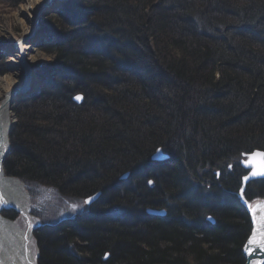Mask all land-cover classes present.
Masks as SVG:
<instances>
[{
  "label": "trees",
  "instance_id": "obj_1",
  "mask_svg": "<svg viewBox=\"0 0 264 264\" xmlns=\"http://www.w3.org/2000/svg\"><path fill=\"white\" fill-rule=\"evenodd\" d=\"M106 7L118 8L124 20L120 35L112 36L109 34L114 31L101 30L103 32H98L99 37H96L102 42L99 51H104V47H108L105 49L109 51L113 47L114 52L107 55L98 52L97 48H92L90 52L78 51L70 54L67 50L60 49L51 66H45L46 69H51L50 67L58 65L56 69H59V73L82 84V92L87 96L84 106L75 105L71 96L65 95V91L62 92L66 104L61 107V113L53 115L58 128L49 125L50 119H47V125L34 126L31 135L27 137L21 135L20 138L17 136L14 155L18 156L15 159L16 164L13 163L14 160L8 162L10 172L16 173L19 171L18 168L23 167L26 173L32 170L38 178L65 181L63 184L66 185L69 181V184L85 189L86 192L100 189L104 197L110 192L111 181L116 175L123 173L122 171L136 161V158L130 161L127 159L129 147L142 150L146 143L152 147L158 143L165 144L168 141L158 138V129H169L170 133L176 130L171 128L173 125L170 127L169 122L161 121L162 117L158 116L156 119H146L147 125L154 121L148 126L149 129L144 132L142 138H137L141 134L134 130L138 123L131 120L133 112L118 111V107L114 105L119 100L122 103L128 101V104L133 102L134 106L140 104L143 108L153 105L159 111L169 107L171 117L181 114L180 116L187 121L189 119L191 128L186 134L189 135V139L186 141L185 135L181 136L185 143L179 146L177 152L178 156L185 157L187 153L185 151L195 147L197 151L199 150L198 156L196 153L193 158L187 155L189 157L185 158L184 168L179 166L181 159L168 165L170 168L161 172L163 181L149 174V177L157 181V185L164 184L172 195L188 193L179 186L192 184L189 181L190 177L196 176L200 179L203 177L198 174V168H202L198 167L201 166L199 162L214 167L218 165L215 163L217 159L225 160L224 155L225 158L227 156L233 158L242 151L264 149V0H244L243 3L242 0H101L96 9L97 14L104 18L105 22L108 20L111 22L109 18L111 12ZM134 25L140 30L141 35ZM125 33L127 37L123 36ZM186 33L189 34V39H182ZM131 34L137 38L136 41H141L145 50L152 54L155 63L157 62L160 77L164 80L162 82L164 92L174 91L176 94L164 98L163 101H157L145 90L142 93L144 95L139 97L136 90L123 87L121 83L124 79L121 74L116 78L115 66L120 69L121 63L142 57V53L137 52V42H132ZM143 58L139 61H143ZM112 70L113 81H105L104 75ZM216 70H219V79L214 77ZM2 73L0 70V74ZM95 75L101 77L100 82L113 87L117 94L110 96L98 91L97 88L100 86L98 80L96 83L92 81ZM59 78L56 74L52 75L51 83L56 86ZM177 92H181V100L189 101V108L174 106L173 101L177 103L176 96L179 94ZM160 96L161 94L156 95ZM97 97L105 101L104 107L109 108L108 111H102L104 124L102 128L97 125L95 118L97 116L91 113L94 110L91 107L87 108V105L90 106ZM171 105L174 107H170ZM178 105L181 106L180 103ZM206 110L209 111V115L203 114ZM236 112L243 114L238 121L234 120ZM90 114L92 116L88 118L87 115ZM190 114L193 118L189 116ZM232 121L235 124L231 125ZM219 127L223 128L222 131ZM89 130H92L91 133ZM67 131L70 132L71 138L63 136ZM226 132L232 136H226ZM180 133L183 134L181 129ZM22 142L27 143L29 150L23 149ZM72 148L74 152L71 151ZM78 149L92 155L89 159L91 165L87 168H81L82 163L88 159L76 157ZM71 154L70 162L67 160L69 163L64 165L67 168L64 172L54 168L57 160L67 159ZM83 170L87 172L85 176H82ZM235 170L240 175L233 172L231 173L233 177L224 181L228 189L232 186H236L237 189L241 183L240 177L245 173L239 166H235ZM213 171L215 169L211 168L209 175L216 177ZM175 187L179 190H175ZM110 193L112 197L118 198L124 207L127 206L126 201L134 202L136 199L135 191L121 195L116 189ZM246 193L249 198L251 194H264V183L252 182ZM203 195L202 190H198L199 201L207 202L213 197V202H218L217 198L215 199L218 193L207 198ZM226 199L227 204L215 206L217 209L213 214L217 213L220 217L217 224L208 225L207 228L195 227L178 218L172 221L174 224L168 221H152L154 224L152 223L145 233L138 230L111 233L112 238L117 236L119 240H124L128 237L130 240L129 243L126 240L123 243L122 251L126 254H121L120 251L103 264H186L188 256L193 257L199 264H240L243 261L240 244L246 232L248 217L237 200L228 196ZM68 224L62 223L57 227L39 229L37 236L44 238L46 245L41 256V264H102V258L92 256L69 260L71 255L61 250L63 240H53L54 236H51V233L58 231L57 234H61L62 231H70L69 228L73 227L75 233L69 235L81 233L84 238L86 237L84 234L90 233L92 229L89 222H83L79 228H77L79 224L75 225L71 221V227ZM160 240L167 242L160 246ZM205 243L211 250L210 254L203 248ZM103 244L101 243L99 247L96 245L95 248L101 251L100 249L107 245Z\"/></svg>",
  "mask_w": 264,
  "mask_h": 264
},
{
  "label": "rangeland",
  "instance_id": "obj_2",
  "mask_svg": "<svg viewBox=\"0 0 264 264\" xmlns=\"http://www.w3.org/2000/svg\"><path fill=\"white\" fill-rule=\"evenodd\" d=\"M243 2L244 0H242V3ZM99 3H101V0H0V70L3 72L0 74V104L8 95L7 98L13 117V126L9 133V149L2 157V167L4 174L8 177L18 179L23 185L24 191L27 193V204L29 205L28 216L32 224L31 243L37 264H41V256L46 249L44 238L41 239V236H37V232L43 227L53 228L62 223H69L68 226L71 227V221L75 225L79 224L77 225V228H79L78 226H81L83 222H89L92 231L84 234L86 235L84 238H82L83 234L81 233L73 234L72 236L69 235L70 233H75L73 227L69 228L70 231H62L61 234H57L58 231H55L51 233V236H54L53 240H63L61 250H65V252L71 255L69 260H71V258L79 259L83 256H92L94 258H102L101 263L103 264L112 256H115L116 253L119 254L120 251L121 254H126L122 251L123 243L126 241L129 243L130 240L128 237L124 238V240H119L117 236H113L112 238L111 233L118 231H123L124 233L125 230H138L141 231V233H145V231H148V227H150V225L152 226L153 222L168 221L170 224H174L172 221L178 218L185 220L195 227L201 226V228H207L208 225L212 226L217 224L220 217L217 213L216 215L213 214L214 210L217 209L215 206H217V204L225 205L227 196L237 200L247 213L248 225L246 226V232L240 244V251L243 257V261L240 264H245V262H247L245 248L251 243L250 235L253 233L254 225L250 220L251 214L249 213V208L246 207V202H244L241 197L237 196L236 186L225 189L227 185L224 181L233 177L231 173H236L235 166H239V168L245 172L240 177V185L242 184L243 176L248 173L247 169L242 166V161L247 158L246 154L249 151H242L233 158L230 156L225 158L224 155L223 159H225L224 161L226 162L217 159L215 163L218 165H213L214 167L209 166L210 164L199 162L198 164L201 166L198 167L202 168L197 167L199 169L198 174L200 173L203 177L201 179L196 176L190 177L189 181H191L192 184L186 183V185L182 184L179 186V188L181 187L183 191L186 190L188 193L172 195L171 191L164 184L161 183L160 185L158 183L159 185H157V181L149 177V174L158 177L160 181V179H162L161 172L165 169H169L170 167H168V165H172L176 160L180 161L181 159L182 162L179 166L180 168H184L185 166L183 165L186 164L185 158L189 156L193 158L195 153L198 156L199 150L197 151L195 147H192V149L190 148L185 151V153L187 152L185 157L183 155L178 156L177 151L179 146L183 145L184 142L181 136L185 135L184 139L186 141L189 139V135L186 136V134L190 131L191 125L189 126V119L187 121L184 117L180 116L181 114L171 117L169 113L171 109L169 107L159 111L153 105L143 108L140 104L134 106V104H132L133 102L128 104V101L127 103H122L120 100L114 105L118 107V111L124 113L129 111L133 112L131 120L137 121L136 123H138V126L135 127L134 130L141 134V136H137L139 139L142 138L144 132L149 129L148 126L152 125L154 121L152 120L147 125L145 122L146 119H156L158 116L162 117L161 121H165L166 123L169 122L170 127L173 125L171 128L177 130H172L170 133L169 129H158V138L168 141L165 144L158 143L156 146L152 147V145L150 146L146 143V145H143L141 148L142 150L139 148L132 149L127 146L129 147V151L127 150L128 152L126 155L127 159L130 161L136 158V161L132 162L128 169L122 171L123 173H118L116 175L114 180L111 181L112 186H110L109 189L110 192H114V190L118 189L121 195L129 194L133 191L136 192L135 201H126L125 205L127 204V206L125 207L118 198L115 196L112 197V193L110 192H107L103 197L102 194L104 193L100 189L86 192L85 189L82 190L81 188L75 187L76 185L74 184H69L67 179H65L68 181L66 185L63 184L65 181L59 182L57 180L38 178L32 170L26 173L23 167L21 169L18 168L19 171L16 173L9 171L7 167L8 162L14 160L13 163L16 164L15 159L18 156V154L14 155V147L16 146L15 139H17V136L20 138L21 135L26 137L29 134L31 135L34 126H46V122H48L47 119H50L49 125L57 127V122H54L53 115L56 116L61 113V107H64L66 104L65 96L62 97L61 95L62 92L65 91V95H70L75 105L79 107L84 106V100L87 96L82 92V84H80L79 81L75 82L73 79L66 78L63 74L59 73V69H56L58 65L50 67L51 69H46L45 67L48 65L51 66L50 64H52L55 58H57V55H59V50L64 49L71 54L72 52L78 51L90 52L92 48H97L98 52H103L107 55L115 51L113 47L109 49V51H106L108 47H104V51L102 52L99 51L102 42H99L100 40L96 37H99L98 32H103L104 30L114 31L112 34H109L112 36L120 35L124 20L118 8L112 7L111 9V7H106L107 10L111 12L109 16L111 22L109 20L105 22L104 18H101L100 15L97 14L96 9ZM134 26L138 34L140 33L139 35H141L140 30L136 25ZM144 26H146V24H144ZM126 35V33L123 34L124 37L128 36ZM131 37L133 38L132 42H137V52H141L142 57L133 58L124 64L121 63L120 69H117V66H115L116 69L114 70L117 71L116 78L121 74L120 76L124 79L122 83L120 81L123 87H127V89L131 88L133 91L136 90L139 97L144 95L142 93L145 90L149 91L151 96L157 101H163L164 98L176 94L174 91L171 93H167V91L164 92L165 89L162 83L164 80L160 77V69L159 66L156 65L157 62L155 63L153 55L145 50V46L141 44V41H136L137 38L133 34H131ZM158 38L160 39V37ZM181 38L189 39V34L186 33ZM142 58L143 61H139L142 60ZM27 63L29 64L28 66ZM113 72L112 70V72H109L110 74L106 73L103 77L104 80L113 81V77L111 76ZM54 74L60 77L56 86L51 83V77ZM214 77L216 79L220 78L219 70H216ZM92 79L93 83H96L98 80L97 83L100 84L97 88L98 91L110 96L117 94L113 87L107 86L104 82H100L101 77L99 75H95ZM5 84L8 85L9 89L5 90L4 93L3 87ZM69 88L70 91H68ZM115 88L117 89V86H115ZM177 93H179L176 96L177 103L175 104V101H173L174 106L187 109L186 106L188 107V105H190L189 101L181 100V92ZM160 94V97H156V95ZM90 100H92V98ZM205 101H207V99ZM208 101L210 102V99H208ZM104 102L105 101L97 97V100H93L90 106L87 105V108L91 107V109L94 110V112L91 113L97 116L95 118L100 128L104 126L102 114L104 110L108 111L109 109L104 107ZM179 103L181 106L178 105ZM125 106L130 108L126 109ZM174 106L171 105L170 107ZM208 112L209 111L206 110L203 114L209 115ZM236 113L237 114L234 115L236 117L234 120L238 121L243 117V114ZM87 116L90 118L92 115L90 114ZM189 116L193 118L192 114ZM221 119L225 120V118ZM233 121L230 123L231 125L235 124ZM92 125L96 126L94 124ZM92 125L89 124V126ZM61 127L63 128V126ZM62 128L59 127V129ZM219 128L222 131L223 128ZM180 129L183 134L180 133ZM96 130L100 129L96 128ZM90 131L92 130H89V132ZM223 132L225 133V131ZM228 133L226 136L231 137L232 134ZM63 136L71 138L69 131ZM22 144L24 150H29L27 149L29 147L26 142H22ZM72 147L75 146L72 145ZM170 148L171 150H169ZM23 149L20 148L21 151ZM71 151L74 152V149L72 148ZM76 152H78L76 157L88 159L82 163L83 165L81 168H87V166L91 165L89 159L92 155L84 153L83 150L79 149L76 150ZM190 152L194 154H190ZM138 155L139 157H137ZM70 158H72V154L70 157H67V159L60 158V160L56 161L54 168L64 172L67 169L64 165L70 162ZM219 162L222 163L219 164ZM211 168L215 169L213 173L216 171L219 173L217 174L218 177L209 175ZM85 174H87V172L83 170L82 176H85ZM236 174L240 175V173ZM77 178L78 176L74 179L77 180ZM255 181H262V183H264V178L253 180L251 183ZM175 190L179 189L175 187ZM198 190H202L205 198L212 197L218 193L217 197H215L218 202H213V197L207 202L206 200L203 202L199 201L200 199L198 200L197 198ZM111 197L113 199H111ZM245 197V201L249 203L264 197V194H251V198H249L246 193ZM98 207L100 210H98ZM246 208H248V210ZM0 213L5 219L18 223L25 230L30 226L26 215L14 206H4L0 209ZM113 239L115 240L113 241ZM105 241H109L110 244L109 242L105 243ZM166 242L165 240H160V246L164 245ZM101 243L107 245L103 249L99 248L101 250L99 251L95 247L96 245L99 247ZM203 246L210 254L211 250H209L208 244L205 243ZM101 253H103V255ZM186 262V264H199L198 261L193 257L189 258V256L186 258ZM262 264H264V261Z\"/></svg>",
  "mask_w": 264,
  "mask_h": 264
},
{
  "label": "bare ground",
  "instance_id": "obj_3",
  "mask_svg": "<svg viewBox=\"0 0 264 264\" xmlns=\"http://www.w3.org/2000/svg\"><path fill=\"white\" fill-rule=\"evenodd\" d=\"M8 89V85L5 84L3 87L4 93ZM7 97L8 95L0 104V209L7 205L14 206L26 215L30 226L25 230L18 223L5 219L0 213V264H37L31 243L32 224L28 216L27 193L18 179L4 174L2 167V157L8 152L9 133L13 126L12 112ZM256 151L264 152V149L254 148L246 154L247 158L242 162H247L251 158L249 155ZM247 172L249 171L247 170ZM217 174H219L217 171L214 172L216 177H218ZM249 185H251V182L247 184L246 190L242 194L240 193L241 185L236 190L237 196H241V199L246 202V207L249 208L251 214L250 220L254 225L253 233L250 235L251 243L247 249L248 258L245 264H261L262 259H264V246H262L264 245V219H261L264 218V209L258 207V205L264 204V197L249 203L245 201V194ZM248 208L246 209L248 210Z\"/></svg>",
  "mask_w": 264,
  "mask_h": 264
},
{
  "label": "water",
  "instance_id": "obj_4",
  "mask_svg": "<svg viewBox=\"0 0 264 264\" xmlns=\"http://www.w3.org/2000/svg\"><path fill=\"white\" fill-rule=\"evenodd\" d=\"M264 154V152L256 151L253 154H250L251 157L247 162H242V166L247 169L249 172L243 176L240 193L242 194L247 187V184L255 179L264 178V157L257 155ZM241 197V196H240ZM249 244L245 248V254L247 255V249ZM248 258V257H247ZM264 259H262V262Z\"/></svg>",
  "mask_w": 264,
  "mask_h": 264
},
{
  "label": "snow or ice",
  "instance_id": "obj_5",
  "mask_svg": "<svg viewBox=\"0 0 264 264\" xmlns=\"http://www.w3.org/2000/svg\"><path fill=\"white\" fill-rule=\"evenodd\" d=\"M257 155L264 157V154H257ZM258 207L264 209V204L258 205ZM261 219H264V218H261ZM262 246H264V245H262Z\"/></svg>",
  "mask_w": 264,
  "mask_h": 264
}]
</instances>
